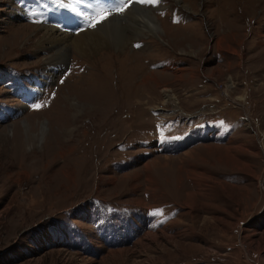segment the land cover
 <instances>
[{"label":"rangeland","instance_id":"obj_1","mask_svg":"<svg viewBox=\"0 0 264 264\" xmlns=\"http://www.w3.org/2000/svg\"><path fill=\"white\" fill-rule=\"evenodd\" d=\"M48 1L0 0V264H264V0Z\"/></svg>","mask_w":264,"mask_h":264},{"label":"bare ground","instance_id":"obj_2","mask_svg":"<svg viewBox=\"0 0 264 264\" xmlns=\"http://www.w3.org/2000/svg\"><path fill=\"white\" fill-rule=\"evenodd\" d=\"M133 7H134V5H133ZM139 11L140 12H138V13H140L142 15V16H140L141 20L144 22L146 21L150 26L151 25L153 26V24L156 22V20L152 16V14L149 11H147V9H145V8L140 9ZM144 11H147V12H144ZM148 14H149V16H148ZM150 18H152V19H150ZM136 19H137V17H136ZM155 24H156L155 25V28H156L158 25H157V23H155ZM44 29L46 30V32H45V35L43 36V39L41 41H39V43H38L39 46H43L46 42L50 43L59 55L66 53V47L65 46L69 43L70 44L72 43L73 45H75L74 47L76 49L80 50V52L83 54L94 51L95 49H98V47H100L102 45L107 46L109 44H115L118 47H122L123 45L126 44V40L123 39L124 37H122L121 39H117L112 34H111L112 35V37H111L110 34L108 33V31H106V30L90 32V31L86 30L85 28L82 29L79 27L77 33H76V31H72V32L68 33L67 31L62 32L61 29L58 30V32L53 30V29H50V28H44Z\"/></svg>","mask_w":264,"mask_h":264},{"label":"snow or ice","instance_id":"obj_3","mask_svg":"<svg viewBox=\"0 0 264 264\" xmlns=\"http://www.w3.org/2000/svg\"><path fill=\"white\" fill-rule=\"evenodd\" d=\"M132 3H139V4H152L155 5L158 3V0H127V3L119 6L116 11L118 12H122L124 11L127 7L131 6ZM107 19V14H103L99 17V19L97 21H95L91 26H95L96 23H100L103 20ZM37 108L40 107V105H36Z\"/></svg>","mask_w":264,"mask_h":264}]
</instances>
